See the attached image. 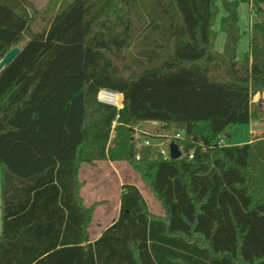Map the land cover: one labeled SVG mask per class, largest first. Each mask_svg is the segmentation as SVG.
Wrapping results in <instances>:
<instances>
[{
	"label": "trees",
	"instance_id": "16d2710c",
	"mask_svg": "<svg viewBox=\"0 0 264 264\" xmlns=\"http://www.w3.org/2000/svg\"><path fill=\"white\" fill-rule=\"evenodd\" d=\"M134 1L69 0L46 17L28 0H0V59L24 42L0 72V142L10 146L9 161L0 159V264H264V132L243 145L226 132L264 123V101L252 102L264 92V22L252 24L249 50L236 59L238 5L259 11L264 0H222V53L216 0H152L160 39L138 70ZM100 88L121 93L123 108L97 102ZM44 89L67 111L50 113ZM150 122L183 132L179 159L136 146L134 127ZM37 132L59 134L38 142ZM100 161L127 163L164 217L122 185L117 217L90 240L96 204L84 205L79 172Z\"/></svg>",
	"mask_w": 264,
	"mask_h": 264
},
{
	"label": "rangeland",
	"instance_id": "374dc122",
	"mask_svg": "<svg viewBox=\"0 0 264 264\" xmlns=\"http://www.w3.org/2000/svg\"><path fill=\"white\" fill-rule=\"evenodd\" d=\"M34 11H47L46 17H49L52 10H56L59 4L68 2L69 0H57L54 5L51 6L52 0H28ZM234 1V0H229ZM222 0H216L218 8V14L215 19V23L212 27L215 32L214 37V49L215 51L222 52L225 41V34L220 31L219 20L225 13L221 5ZM152 0H135L131 8V23L134 30V39L130 48L131 55L135 60V69L138 70L142 67V64L146 63L144 54L153 48V44L159 41V31L153 32V25L161 27L160 20L161 8L155 10L150 9ZM50 8V10H49ZM238 22L237 26L240 33V39L236 50V59H243L244 55L249 50V40L252 35L251 28L255 22H264V9L256 10L252 5L245 3H239L237 8ZM155 20L156 23L152 24L151 21ZM40 27L39 20L34 22L33 30H37ZM150 39V40H149ZM24 42H21L18 46L21 47ZM73 84L66 83V87L70 89ZM17 92L13 90L12 94ZM50 107L48 111L50 113L62 114L66 112L68 106L54 98L51 93V89H44ZM264 101V92L262 94H256L252 97V102ZM72 113L73 117L76 116L79 103L78 97L73 98ZM7 105L6 99L0 101V106ZM71 109V107H70ZM64 115V114H63ZM136 127L141 129L145 134L151 138L155 136H161L163 139L171 140L175 134L181 133L180 130L173 131H161L160 126L153 125L151 123L139 124ZM253 131L251 136V130ZM229 137L227 141L231 145H243L249 143L250 139L254 136L261 135L264 132V123L252 122V124L245 125H230L227 127ZM73 133V132H72ZM72 133H70L72 135ZM30 137L33 133L26 132ZM59 132H37L35 137L37 141H41L48 135H57ZM69 134V133H68ZM228 135V134H227ZM12 139H16L15 136ZM154 139V138H153ZM73 139H70V143H73ZM31 143V141H29ZM10 146L0 142V159L9 161L8 150ZM80 180L83 181V191H80V196L86 207L96 204L91 221L88 225L89 239L93 240L99 234L110 225V223L117 217L119 211V196L122 190V185L130 184L134 185L140 192L148 213L151 217L163 218L164 211L161 204L154 198L149 189L142 183L139 175L125 162H116L109 165L108 163L95 164L94 166L86 167L82 170ZM0 189H1V169H0ZM82 190V189H81ZM0 229H1V213H0Z\"/></svg>",
	"mask_w": 264,
	"mask_h": 264
},
{
	"label": "built area",
	"instance_id": "2783aa9c",
	"mask_svg": "<svg viewBox=\"0 0 264 264\" xmlns=\"http://www.w3.org/2000/svg\"><path fill=\"white\" fill-rule=\"evenodd\" d=\"M96 100L100 104L115 108L116 111H119L123 108V95L119 92L112 91L107 88H100L96 93ZM153 125H157L156 122H150ZM115 122L112 125L114 127ZM154 138V139H153ZM183 135L181 133H177L171 140L163 139L161 136L150 137L149 135L145 134L141 129L138 127H134V142L137 147H151L153 150L158 151L162 157L166 159H170L169 149L168 146L171 142H174L175 139L181 140ZM224 140H219L218 145H224ZM179 151L181 152L182 156V149L178 146ZM192 153L188 155L189 159H192Z\"/></svg>",
	"mask_w": 264,
	"mask_h": 264
},
{
	"label": "water",
	"instance_id": "95a60500",
	"mask_svg": "<svg viewBox=\"0 0 264 264\" xmlns=\"http://www.w3.org/2000/svg\"><path fill=\"white\" fill-rule=\"evenodd\" d=\"M20 51V47L15 46L4 54V56L0 59V72L17 57ZM168 149L171 160H176L181 157V152L179 151L175 142H171L168 146Z\"/></svg>",
	"mask_w": 264,
	"mask_h": 264
},
{
	"label": "crops",
	"instance_id": "0c3cea01",
	"mask_svg": "<svg viewBox=\"0 0 264 264\" xmlns=\"http://www.w3.org/2000/svg\"><path fill=\"white\" fill-rule=\"evenodd\" d=\"M218 52V51H217ZM218 53H222V52H218ZM252 124V122L250 123V125ZM253 131H257V130H255V129H252L251 130V136H252V133H253ZM226 132H227V130H226ZM228 133V132H227ZM227 137H229V133H228V136ZM252 139V138H251ZM251 139H250V141H251ZM100 163H108L109 165H112V162H109V161H100V162H95L93 165H90V164H83L82 166H81V168H80V172H79V178H80V175H81V173H82V170H84L86 167H89V166H94L95 164H100ZM80 181H82V180H80ZM83 182V181H82ZM82 189V190H81ZM80 189V191H83V188H81ZM0 234H1V229H0ZM100 235V234H99ZM97 237H99V236H97ZM96 237V238H97ZM95 238V239H96ZM94 240V239H93Z\"/></svg>",
	"mask_w": 264,
	"mask_h": 264
}]
</instances>
